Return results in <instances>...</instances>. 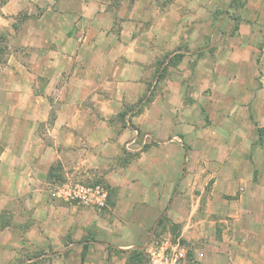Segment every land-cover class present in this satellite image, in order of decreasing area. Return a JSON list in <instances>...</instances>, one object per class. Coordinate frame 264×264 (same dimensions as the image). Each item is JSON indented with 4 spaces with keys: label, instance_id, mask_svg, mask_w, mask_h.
Segmentation results:
<instances>
[{
    "label": "crops",
    "instance_id": "0c3cea01",
    "mask_svg": "<svg viewBox=\"0 0 264 264\" xmlns=\"http://www.w3.org/2000/svg\"><path fill=\"white\" fill-rule=\"evenodd\" d=\"M61 1H68L67 6L61 8ZM81 1L0 0V35L7 38L9 50V59L2 65L3 76H9L8 82L15 81L16 85L12 84V91L5 88L2 92L7 97L19 93L27 99L20 110L3 109L7 116L4 127L10 131L0 153V165L9 182L0 192L7 197L14 194L17 187L11 181L21 179V193L33 210V218L47 220L46 210L54 215V232L43 230L34 241L36 246L48 242L50 247L42 254L28 256L23 264L49 258L58 264H121L119 256L132 257L134 248L142 250L150 245L161 220L166 225L180 224V235L189 242L212 240L218 232L208 230L215 220L204 216V192L198 191L196 201L188 197L195 193L185 187L192 174L182 168L188 159L195 160L194 155H186L184 146H195L197 132L204 124L201 114L195 119L186 116L190 107L187 97L177 98V93L181 95L188 87L191 76L186 57H180L185 50L172 47L166 29L167 58L163 62V44L157 33H142L134 25L129 34L124 27L120 34H114L115 22L105 5L90 9L98 4L86 0L78 11ZM212 47L209 44L198 50L199 66L208 60L214 67V60L208 58ZM211 77L216 78L214 68ZM196 80L206 81L201 68ZM3 82L0 76V87H9ZM17 83L23 90H14ZM223 120L239 123L236 114ZM219 123L207 128L219 127ZM4 127L0 126V132ZM17 127L24 128L27 136L20 139L14 132ZM143 134L148 139L143 140ZM130 141L131 149L126 146ZM246 141L253 145L248 139L241 143ZM211 143L219 144L215 139ZM254 149L264 156L263 146ZM247 157V161L249 157L255 160L252 152ZM179 177L181 188L174 180ZM67 178L107 183L112 189L109 211L95 212L67 201H53L46 208L31 202L30 194L45 193L49 179L57 184ZM250 191L235 200V210L228 207L227 214L222 213L233 216L237 224L252 226L259 219L246 203L253 193ZM178 210L182 211L180 218ZM90 224L96 226L95 237L79 242L83 227ZM233 232L253 239L250 231ZM0 233L12 237L0 244V262L7 264L5 256H14L7 247L16 235L8 227ZM235 254L240 259L250 257L247 251Z\"/></svg>",
    "mask_w": 264,
    "mask_h": 264
},
{
    "label": "rangeland",
    "instance_id": "374dc122",
    "mask_svg": "<svg viewBox=\"0 0 264 264\" xmlns=\"http://www.w3.org/2000/svg\"><path fill=\"white\" fill-rule=\"evenodd\" d=\"M83 1L76 7L78 11L83 9L81 6ZM94 2L98 5L94 4L90 9L98 10L101 5H105L110 11L112 21L115 22L114 34H120L123 27L126 34H129L134 31V25L140 27L142 33L147 32L148 35L157 33L159 43L163 44L160 57H163V62L165 56L167 58L168 44L167 35L163 31L167 29L172 47L185 50L180 57H186L191 75L188 87L184 92H180L182 96L177 93V98L187 97L190 100V107L187 108L186 116L195 119L201 114L204 123L202 129L197 132L195 146L192 147L189 143L184 146L186 155H194L195 160L192 162L188 159L182 168L191 171L192 174L187 179L185 187L195 193L189 194L188 197L196 201L198 191L201 193L203 190L201 201L205 207L204 216L215 220L214 224L209 223L212 226H209L208 230L213 232L215 228L218 236L213 235L212 240L206 242H189L181 237L180 224L166 225L161 220L152 235L153 241L180 242L186 253L182 264H264V156L258 150L252 151L253 146L258 149L259 146L264 148V0H137L135 2L134 0H94ZM67 3L68 1H61L60 7L67 6ZM125 36L129 39V35ZM6 39L4 35H0V76L3 83L11 82L9 76L7 78L3 76L6 73L2 68L9 59ZM209 44H213V47L209 51L208 58L213 59L215 65L212 67L207 60L199 66L198 50ZM199 68L206 77V81L202 83L196 80ZM211 68L216 71L214 80L211 77ZM177 69L181 70V65ZM162 72L164 75L165 69ZM170 79L174 80L172 74ZM10 82L7 83L9 87L5 84L0 87L2 128L7 125L5 123L7 116L3 113L4 107L20 110L27 100L19 93L14 94L15 96L9 93L7 97L2 92L5 88L12 91V84L16 87L15 81ZM14 90L21 91L23 87L17 83V88ZM232 114H236L239 123L232 124L223 120ZM215 122L220 124L219 127L207 128L213 126ZM9 131L8 127L7 129L4 127L0 132V153L4 150L3 143H6ZM24 131L21 127L14 129L20 139L23 135L27 136ZM190 137H193V132H190ZM212 139L217 140L219 144L211 143ZM245 139L252 141L253 145L247 141L241 143V140ZM175 141L182 143L180 138H175ZM250 152L255 160H250L252 157H249L247 161V154ZM197 153H200V156ZM198 172L200 176H197ZM174 180L175 185L181 188L179 183L181 177ZM8 182L5 169L0 165V188H4ZM11 182L17 187L14 194L7 197L0 192V231L8 227L16 235L14 242L7 247L14 255L5 256L8 260L7 264H23L28 256L42 254L50 247L48 242L36 246L34 241L37 240V234L42 233L43 230L51 234L54 232L52 221L54 215L53 211L46 210L47 214L44 217L47 220H35L33 210L28 208L27 200L21 193V185L24 182L18 178ZM57 182V184L50 182L49 179L48 183L46 182L45 193L30 194L31 202L44 208L53 201L65 202V187L83 183L81 180L69 178ZM89 182L105 183L102 180L91 179ZM248 190L253 193L247 196L246 203L253 210V215L257 214L259 219L254 220L252 226L237 224L233 216L225 215L228 207L231 211L232 207L235 210L236 207L232 206L235 200L245 196L247 193L245 191ZM109 207L108 205L106 210L100 212L107 213ZM181 216L182 211L178 210L177 217ZM86 220L90 223L89 218ZM160 224L163 226L161 229ZM95 227V224H90L89 228L83 227L84 232L81 233L79 242L84 238H94ZM233 231H240L241 234L250 231L253 239L236 235ZM1 235L0 244H5L12 238ZM146 250L147 247L142 250L134 248L132 257L118 255L117 261L121 264H148ZM230 251L232 254L229 255ZM245 251L250 253L249 259L233 256V252L238 255V252ZM84 253L85 248L83 257ZM57 262L56 259L49 258L33 264H58Z\"/></svg>",
    "mask_w": 264,
    "mask_h": 264
},
{
    "label": "built area",
    "instance_id": "2783aa9c",
    "mask_svg": "<svg viewBox=\"0 0 264 264\" xmlns=\"http://www.w3.org/2000/svg\"><path fill=\"white\" fill-rule=\"evenodd\" d=\"M143 140L148 139L147 134L141 135ZM133 141L126 144L131 149ZM111 189L102 182L78 183L65 187L64 200L84 207L97 209L98 211L108 208ZM148 264H182L186 256L185 249L180 242H150L147 246Z\"/></svg>",
    "mask_w": 264,
    "mask_h": 264
},
{
    "label": "trees",
    "instance_id": "16d2710c",
    "mask_svg": "<svg viewBox=\"0 0 264 264\" xmlns=\"http://www.w3.org/2000/svg\"><path fill=\"white\" fill-rule=\"evenodd\" d=\"M103 183V182H102ZM109 187V186H108ZM110 188V187H109Z\"/></svg>",
    "mask_w": 264,
    "mask_h": 264
}]
</instances>
